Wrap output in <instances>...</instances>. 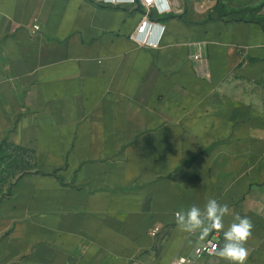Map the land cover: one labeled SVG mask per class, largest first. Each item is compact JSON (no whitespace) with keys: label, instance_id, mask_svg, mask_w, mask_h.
Returning <instances> with one entry per match:
<instances>
[{"label":"crops","instance_id":"obj_1","mask_svg":"<svg viewBox=\"0 0 264 264\" xmlns=\"http://www.w3.org/2000/svg\"><path fill=\"white\" fill-rule=\"evenodd\" d=\"M166 1L156 47L132 0L1 1L0 135L43 173L0 202V264H170L205 242L174 213L209 197L251 218L246 264H264V109L235 79L264 62V28Z\"/></svg>","mask_w":264,"mask_h":264},{"label":"rangeland","instance_id":"obj_2","mask_svg":"<svg viewBox=\"0 0 264 264\" xmlns=\"http://www.w3.org/2000/svg\"><path fill=\"white\" fill-rule=\"evenodd\" d=\"M263 0H179L178 9L190 21H205L217 17L227 19H253L255 9ZM243 89L244 98L264 109V62L244 64L235 76ZM8 135H0V200L11 195L16 182L25 172L41 170L31 150L13 146ZM33 167V168H32ZM27 168V169H26Z\"/></svg>","mask_w":264,"mask_h":264},{"label":"clouds","instance_id":"obj_3","mask_svg":"<svg viewBox=\"0 0 264 264\" xmlns=\"http://www.w3.org/2000/svg\"><path fill=\"white\" fill-rule=\"evenodd\" d=\"M232 214L227 203L209 197L203 208L193 204L174 213L179 231L206 241L212 233L222 236V243H213L215 256L227 264H246L249 257L247 242L253 235L254 223L250 217L232 214V222L225 229L224 218Z\"/></svg>","mask_w":264,"mask_h":264},{"label":"built area","instance_id":"obj_4","mask_svg":"<svg viewBox=\"0 0 264 264\" xmlns=\"http://www.w3.org/2000/svg\"><path fill=\"white\" fill-rule=\"evenodd\" d=\"M2 0H0L1 3ZM135 2H138L140 5H142L144 8H146V14L144 20L141 22V24L138 26L135 34L134 39L141 44L150 45V46H158L159 39L161 37V33L159 37L156 40H152L148 37L149 32L151 31L152 27L156 25V23L152 22L149 19V15L151 14V10L157 9L159 12H166L170 10L169 5L167 4L166 0H132ZM167 4V5H166ZM159 5L163 6L161 9ZM258 14L264 16V0L258 5ZM33 29L35 31L40 29V24L36 21L33 24ZM163 30V27L161 28V32ZM159 231V228L156 226L151 231L150 234L152 236H156L157 232ZM213 243H218L213 240H206L205 242H202L198 245H196L192 251V254L190 255H177L170 264H191L192 261L195 258H199L205 255H213L214 249H213ZM135 264H146V263H135Z\"/></svg>","mask_w":264,"mask_h":264},{"label":"trees","instance_id":"obj_5","mask_svg":"<svg viewBox=\"0 0 264 264\" xmlns=\"http://www.w3.org/2000/svg\"><path fill=\"white\" fill-rule=\"evenodd\" d=\"M258 8L255 9L256 13L254 14L255 16H257V19L256 18H253V19H228V20H240V21H253V22H257V23H260L262 25V27L264 28V16L258 14ZM10 143V142H9ZM11 144V143H10ZM13 146H15L14 144H11ZM17 147V146H15ZM36 163L35 161V158H34V164ZM37 164V163H36ZM33 168V167H32ZM27 169V168H26ZM29 173H43L42 170H30L29 172H25L22 176L26 175V174H29ZM2 200H0L1 202Z\"/></svg>","mask_w":264,"mask_h":264}]
</instances>
